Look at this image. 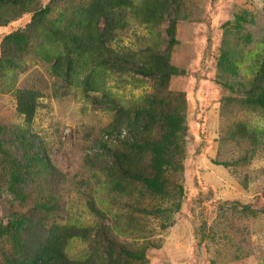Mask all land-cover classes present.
Returning <instances> with one entry per match:
<instances>
[{
  "label": "rangeland",
  "instance_id": "1",
  "mask_svg": "<svg viewBox=\"0 0 264 264\" xmlns=\"http://www.w3.org/2000/svg\"><path fill=\"white\" fill-rule=\"evenodd\" d=\"M29 1L0 6V63L9 35L29 29L36 44L46 41L41 29L31 28L40 12L50 9L51 17L91 0ZM178 1L177 42L169 58L176 73L164 85L132 70L101 72L90 65L61 84L51 64L35 57L33 42L22 50L21 69L0 64V264L21 261L20 240L26 234L16 223L25 214L37 217L33 207L47 196L59 198L52 214L43 209L47 227L54 221L86 229L109 225L114 243L144 255L143 264H264V108L247 103L248 84L255 79L251 64L264 49V0ZM128 11L129 24L111 48L136 60L147 59L160 46L165 50L170 20L145 24ZM89 75L97 89L76 84ZM20 89L39 93L31 123L18 112ZM148 96L159 99L160 115L175 110L183 120L176 132L167 125L176 124V114L164 116L150 136L168 146L175 166L183 168L170 167L165 174L167 196L138 186L133 196L123 197L112 189L107 167L111 151H131L125 143L130 132L124 128L119 137L105 130L118 110L136 117L147 111ZM143 118L148 117L138 119ZM20 130H28L34 149L23 142ZM36 152L52 166L33 162ZM176 183L183 188L180 200L172 189ZM89 202L104 218L91 211ZM97 249L93 238H74L67 254L87 260ZM128 257L121 264L141 263Z\"/></svg>",
  "mask_w": 264,
  "mask_h": 264
},
{
  "label": "trees",
  "instance_id": "2",
  "mask_svg": "<svg viewBox=\"0 0 264 264\" xmlns=\"http://www.w3.org/2000/svg\"><path fill=\"white\" fill-rule=\"evenodd\" d=\"M26 1L0 0V6L15 7ZM31 1L33 0L29 2ZM178 2L180 1L91 0L85 5L67 7L51 17L49 16L50 9H48L40 12L39 17L33 20L32 27L30 26L34 31L41 29L46 41L36 44V40L33 39L34 32L29 29L24 31V34L9 35L2 45V54L5 59L0 64L5 65L6 68L14 66L15 69H21L23 66L20 64V60L24 55L23 52L27 51L31 46L29 43L33 42L32 49L35 57L51 64L52 74L59 79L61 84L72 82L74 76L79 75L81 70L87 69L90 65V67L97 68L101 72L107 70L127 72L132 70L146 77L155 78L160 82L159 85H164L172 72L176 73L170 66L169 58L170 51L177 42L175 27L179 18ZM128 10H130L133 17L145 24L160 25L170 20L166 32L171 39L167 42L165 50L161 49L160 46L153 50L147 59L141 55L136 60L131 53L123 54L124 50H121L122 53H120L118 50L111 48V43L117 38L119 32L125 30L129 24L127 19ZM251 69L255 73V79L253 83L248 84L247 103L264 108V49L255 54ZM83 83H87L88 86L94 84L95 86L92 89L98 88L91 75L84 80L76 81V84L82 85ZM177 96L182 98V94ZM17 98L18 112L26 118L28 123H31L37 110L39 93L35 90L20 89ZM156 98L148 96L147 111L143 114L135 113L137 117L133 114L134 112L129 110L125 112L116 111L115 121L105 130L106 134H117L119 137L122 135L124 128H127V131L130 132L125 143L130 142L131 151L125 153H121L122 151L119 150L111 151L112 161L109 164L110 166L107 167V174L113 184L111 187L120 196H133L139 188L138 186H142L152 195L167 196L169 195L166 186L168 178L165 174L168 173L170 167L176 170H182L183 168L181 163L178 162L175 166L172 152L169 151L168 146L162 145L161 147L159 146L160 142L157 143L150 139L153 127L155 124H160L164 116L170 119L176 114V122L175 118L171 119L176 124L172 121L167 123L176 132L183 126V120L180 116H177L178 112H175V110L160 115L162 106L158 102L159 99ZM156 104L155 112L150 113L154 111ZM156 109H158L157 112ZM123 113H125V118L120 117ZM140 116L148 118L147 120L146 118L140 120L138 119ZM132 127H134L133 130ZM27 133L28 130L19 131L23 142H26L30 149H34V144L28 139ZM105 148L106 145L103 144L102 149ZM177 150L176 148V160ZM34 156L36 158L32 159L33 162L39 163L46 160V157L42 156L40 152H36ZM49 166H52V164L46 160V167ZM172 189L176 191V198L180 200L183 193L182 186L176 183ZM55 198L59 199L50 196L39 199V203L33 207L31 212L35 213L37 217L25 214L22 218H18L16 224H19V232L26 235L20 240L19 255L21 261H11V264H121L125 254L127 257L130 256L129 259L141 260L140 264H143V261L145 263V256L137 255L138 251L114 243V228L109 225L98 223L86 229L54 221L47 227L46 224H49L48 217L44 216L43 209L48 210L47 215L52 214L54 206L59 207ZM89 206L92 208L91 211L99 217L104 216L92 202H89ZM166 212L171 213L172 210H166ZM149 213L154 214L152 211ZM74 238H81L84 241L93 238L98 249L89 254L87 260H74L67 254V246ZM101 242L104 244L102 245ZM115 247L121 250L117 251ZM102 250L103 256H98Z\"/></svg>",
  "mask_w": 264,
  "mask_h": 264
}]
</instances>
